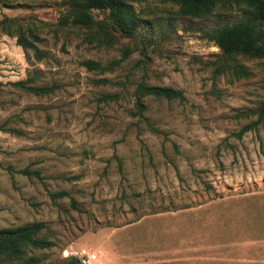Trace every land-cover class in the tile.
<instances>
[{"label":"rangeland","instance_id":"rangeland-1","mask_svg":"<svg viewBox=\"0 0 264 264\" xmlns=\"http://www.w3.org/2000/svg\"><path fill=\"white\" fill-rule=\"evenodd\" d=\"M128 2L136 31L111 46L38 27L47 57L37 61L0 30V228L41 222L54 243L32 250L42 263L96 254L83 263L165 264L171 245L185 247L187 264L243 258L251 242L264 246V122L237 136L264 100V59L239 58L247 77L214 74L221 51L206 33L241 12L189 18L167 0ZM62 11L59 0H13L0 20L55 23ZM86 59L120 62L101 73ZM35 72L36 85L60 87L36 95L14 85ZM140 82L184 98L143 97L146 122L135 114Z\"/></svg>","mask_w":264,"mask_h":264},{"label":"trees","instance_id":"trees-1","mask_svg":"<svg viewBox=\"0 0 264 264\" xmlns=\"http://www.w3.org/2000/svg\"><path fill=\"white\" fill-rule=\"evenodd\" d=\"M177 6L180 16L189 18H206L215 11L225 12L229 9L241 12V17L230 24L215 26L207 31V37L220 49L221 53L214 60V74L229 73L236 78L250 75L248 69L239 61V58L264 59V0H167ZM13 0H0L3 6L11 5ZM63 7L55 23L22 24L16 18L3 17L0 20V30L16 38V43L24 53L41 61L47 57L44 50L39 49L36 43L42 41L38 33V27L54 26L58 30H66L80 36L88 43L96 41L99 45L111 46L117 41L118 36H132L138 25V15L128 0H59ZM93 10H103L108 13L109 23L105 20H96ZM128 49H124L123 56ZM119 60H112L107 64L99 61L86 59L81 64L87 70L105 72L110 71L119 64ZM38 73L35 72L24 80L14 82L21 89L30 91L36 95H47L58 89V83L51 85H36ZM107 78L94 80L96 85L107 84ZM135 114L141 119L144 106L142 98L153 96L167 100L184 98L181 90L168 86L149 85L140 82L135 88L134 94ZM115 93H103L98 100L107 101L114 99ZM256 118L244 124L238 131L237 136L244 132L255 129L264 122V100L250 110ZM21 172H25L22 170ZM63 192L53 195L60 196ZM44 229L41 222H32L22 225L0 228V264H85L76 256H67L58 262L50 261L42 263V259L34 255L32 250L45 249L54 245L53 241L40 234Z\"/></svg>","mask_w":264,"mask_h":264},{"label":"crops","instance_id":"crops-1","mask_svg":"<svg viewBox=\"0 0 264 264\" xmlns=\"http://www.w3.org/2000/svg\"><path fill=\"white\" fill-rule=\"evenodd\" d=\"M251 246H255L254 248H243L242 250L244 251V256L243 258H240L239 256L230 258L228 259V263L227 264H239V263H256L257 261L260 260V258L264 257V246H262L260 243H255L253 244V242L250 243ZM114 246V245H113ZM149 255L147 256H154L155 253L154 251H150L148 253ZM95 258H96V254ZM143 254L139 253V252H134L133 254H129V256L131 257H141ZM102 258H103V254H101ZM115 259L116 254L114 255ZM145 256V255H143ZM97 261V260H96ZM96 261L93 262H89V264H95ZM165 264H179L182 262H185L184 264H187V255L185 254V247H181V245L177 246H172L169 248V250L166 249V256H165ZM110 261H108L107 263L102 259L100 263L98 264H111L109 263Z\"/></svg>","mask_w":264,"mask_h":264},{"label":"built area","instance_id":"built-area-1","mask_svg":"<svg viewBox=\"0 0 264 264\" xmlns=\"http://www.w3.org/2000/svg\"><path fill=\"white\" fill-rule=\"evenodd\" d=\"M88 259H95V255L94 254H89ZM88 259L83 261V262H88L89 261Z\"/></svg>","mask_w":264,"mask_h":264}]
</instances>
